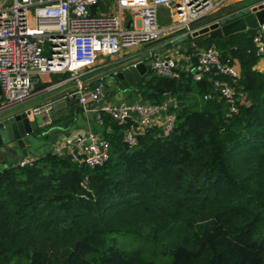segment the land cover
<instances>
[{
  "label": "trees",
  "instance_id": "1",
  "mask_svg": "<svg viewBox=\"0 0 264 264\" xmlns=\"http://www.w3.org/2000/svg\"><path fill=\"white\" fill-rule=\"evenodd\" d=\"M253 33L183 37L187 51L214 45L235 61L236 113L212 91L219 75L147 69L136 94L171 99L167 135L148 126L128 146L130 120L101 113V165L44 152L0 169V264H264V69L254 68Z\"/></svg>",
  "mask_w": 264,
  "mask_h": 264
},
{
  "label": "built area",
  "instance_id": "2",
  "mask_svg": "<svg viewBox=\"0 0 264 264\" xmlns=\"http://www.w3.org/2000/svg\"><path fill=\"white\" fill-rule=\"evenodd\" d=\"M223 1L0 0V110L30 98L40 75L56 74L61 76L58 82L72 83L67 96L77 97V104L91 110L99 124L101 113L118 124L130 120L122 130V140L128 146L135 142L137 132L150 126L159 114V130L167 135L175 117L167 111L170 98L161 103L104 100L105 77L96 75V71L105 64V57L139 48L144 56L147 51L146 69L156 75L178 77L176 59L151 55L148 44L170 33H175L174 38L184 37L203 24H220L263 0L212 16ZM164 6L169 7L170 20L159 26L158 10ZM251 42L254 53L262 56L264 20L254 29ZM187 55L191 61L187 71L194 80L208 73L220 76L211 79L212 91L226 104V116L236 113V97L228 78L237 73L229 59L221 60L214 45L198 47L193 42ZM27 111L30 117H40V126L51 125L48 102L34 104ZM50 153L91 168L108 158V141L91 130L73 128L52 143ZM34 157L24 156L7 166L30 164Z\"/></svg>",
  "mask_w": 264,
  "mask_h": 264
},
{
  "label": "crops",
  "instance_id": "3",
  "mask_svg": "<svg viewBox=\"0 0 264 264\" xmlns=\"http://www.w3.org/2000/svg\"><path fill=\"white\" fill-rule=\"evenodd\" d=\"M260 1V0H224L220 7L211 14L212 16H221L224 11H227L232 8L241 7L247 3ZM165 10L159 9L160 21L164 20V26L169 17L165 16V13L168 14L169 7H166ZM165 11V12H163ZM166 14V15H167ZM162 20V21H163ZM159 21V17H158ZM175 33H170L161 37L157 40L150 42L148 45L149 53L151 55L157 56H172L176 59L177 68L180 71H187L191 63L187 55V44L186 40H183V37L174 38ZM141 50L139 48H133L127 50V52H121L116 55L108 56L104 58L105 64L101 65L97 71L96 75L105 74L108 69H110L115 63L121 64L127 60H136L140 58ZM147 51H145V56ZM147 62V61H146ZM147 64V63H146ZM254 68L258 71L264 69V54L260 56L254 63ZM39 81L35 85V90L30 96V98L24 100L20 103V106L13 107L11 110L16 108H27L31 107L34 104L48 102L51 105L50 116L54 120L51 126L43 128L35 120H30L32 130L36 133V137L26 140V142L17 147L14 151L13 157L17 156L16 154L23 151V156H33L35 154L50 152L52 143L57 140L63 134L71 131L73 128L86 129L95 132L96 134H101V124H99L95 115L91 110L81 108L77 105L72 97H68L67 94L72 90L71 82H58L61 78L60 75L56 74H42L39 76ZM136 86H129L128 89L123 90L122 93H118L116 87L113 84L111 78H105V87L102 93L103 99L111 102H128L131 100H140L139 96L136 94ZM161 115L159 114V117ZM30 119L32 117L28 116ZM159 117L154 119L150 126L159 125ZM11 160L10 157L7 158V161Z\"/></svg>",
  "mask_w": 264,
  "mask_h": 264
},
{
  "label": "water",
  "instance_id": "4",
  "mask_svg": "<svg viewBox=\"0 0 264 264\" xmlns=\"http://www.w3.org/2000/svg\"><path fill=\"white\" fill-rule=\"evenodd\" d=\"M94 4L89 5V11L92 12ZM264 20V0L251 5L244 12L237 14L235 18L226 19L222 23L210 22L203 24L190 32L191 37L209 36L212 38H221L230 33L239 32L246 28L255 29ZM140 58L137 60H127L121 64H114L102 77L111 78L118 93L128 89L129 86L137 85L146 76V65L144 62V52H141ZM137 61V62H135ZM99 78L95 77L92 80ZM77 102V97H72ZM15 104L0 110V169L3 171L7 165H10L14 160L20 159L23 155L16 154L13 157L14 151L26 140L36 137L33 132L30 120H35L40 123V117L33 115L28 117V107L13 109ZM79 106V104H77ZM7 112H2L8 110ZM10 157L11 160L7 161Z\"/></svg>",
  "mask_w": 264,
  "mask_h": 264
},
{
  "label": "rangeland",
  "instance_id": "5",
  "mask_svg": "<svg viewBox=\"0 0 264 264\" xmlns=\"http://www.w3.org/2000/svg\"><path fill=\"white\" fill-rule=\"evenodd\" d=\"M166 7L164 6V7H162L161 9H163V10H165L166 11V9H165ZM165 11H163V12H165ZM160 13L158 12V17H159V21H158V24H159V26H162V24L163 23H165L164 22V20L163 19H161V21H160V15H159ZM167 13H165V15L164 16H162V17H165V16H167L168 17V14L166 15ZM163 20V21H162ZM170 20V18H168L167 19V21L166 22H168ZM217 49H218V47L217 46H215ZM218 51H219V53H220V49H218ZM222 59V58H221ZM229 59H230V57H229ZM229 62H230V64L232 65V67L234 68V70L236 71V66H234V63H235V61H231V60H229ZM139 101H141V100H139ZM21 103V102H20ZM20 103H17V104H15L13 107H16V106H20ZM10 109H8V110H4V111H2V112H7V111H9ZM51 126V125H50ZM44 129L45 128H47L46 126L45 127H43Z\"/></svg>",
  "mask_w": 264,
  "mask_h": 264
}]
</instances>
